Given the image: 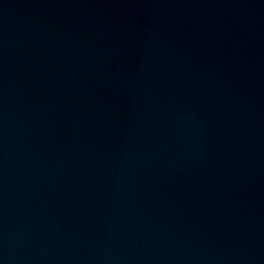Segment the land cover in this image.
<instances>
[{"label": "water", "instance_id": "1", "mask_svg": "<svg viewBox=\"0 0 264 264\" xmlns=\"http://www.w3.org/2000/svg\"><path fill=\"white\" fill-rule=\"evenodd\" d=\"M0 264H264V0H0Z\"/></svg>", "mask_w": 264, "mask_h": 264}]
</instances>
